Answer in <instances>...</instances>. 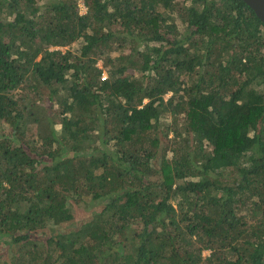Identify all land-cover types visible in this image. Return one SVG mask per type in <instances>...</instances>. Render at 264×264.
<instances>
[{"label":"trees","instance_id":"trees-1","mask_svg":"<svg viewBox=\"0 0 264 264\" xmlns=\"http://www.w3.org/2000/svg\"><path fill=\"white\" fill-rule=\"evenodd\" d=\"M82 1L0 0V264H264V23Z\"/></svg>","mask_w":264,"mask_h":264},{"label":"rangeland","instance_id":"rangeland-1","mask_svg":"<svg viewBox=\"0 0 264 264\" xmlns=\"http://www.w3.org/2000/svg\"><path fill=\"white\" fill-rule=\"evenodd\" d=\"M79 2H80V4H81V10H82V12L84 13V12H85V6H84V4H83V1H82V0H79ZM56 48H58V49H62V50L64 51V50H66L68 47H64V48L56 47ZM99 64L101 65L102 63L99 62ZM104 76H108L106 70H104V72H103V74H102V77H104ZM44 90H46V89H44ZM24 93H25V90H23L22 92H20L21 95H24ZM30 95L33 97V99H36V98H37V96L34 94L33 91L30 93ZM170 95H171V94H167V95H166V98H169ZM39 101H40V102H39L40 104H43V103H44V102L41 101V100H39ZM44 101H46V100H44ZM38 108H40V109L42 110V107H38ZM170 136H173V133H171ZM82 209H84V207H82L81 210H82ZM13 250H14V249H11L10 247H6V249H5V255H2L3 258H4L6 255H9L11 258H15L16 255L14 254V251H13ZM209 253H210V251H204V255H205V256L209 255Z\"/></svg>","mask_w":264,"mask_h":264},{"label":"water","instance_id":"water-1","mask_svg":"<svg viewBox=\"0 0 264 264\" xmlns=\"http://www.w3.org/2000/svg\"><path fill=\"white\" fill-rule=\"evenodd\" d=\"M257 17L264 23V0H244Z\"/></svg>","mask_w":264,"mask_h":264},{"label":"built area","instance_id":"built-area-1","mask_svg":"<svg viewBox=\"0 0 264 264\" xmlns=\"http://www.w3.org/2000/svg\"><path fill=\"white\" fill-rule=\"evenodd\" d=\"M106 78V76L102 77V79L104 80Z\"/></svg>","mask_w":264,"mask_h":264}]
</instances>
